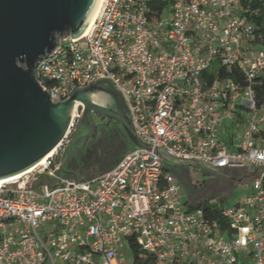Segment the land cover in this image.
<instances>
[{"label":"built area","instance_id":"2783aa9c","mask_svg":"<svg viewBox=\"0 0 264 264\" xmlns=\"http://www.w3.org/2000/svg\"><path fill=\"white\" fill-rule=\"evenodd\" d=\"M241 1L101 0L87 32L59 39L36 76L51 101L108 79L143 142L211 166L264 167V50L250 47L264 33ZM79 106L52 155L0 184V264H126L125 240L132 264H264V168L243 203L213 207L189 203L145 148L77 183L58 178Z\"/></svg>","mask_w":264,"mask_h":264},{"label":"water","instance_id":"95a60500","mask_svg":"<svg viewBox=\"0 0 264 264\" xmlns=\"http://www.w3.org/2000/svg\"><path fill=\"white\" fill-rule=\"evenodd\" d=\"M99 0H0V179L25 170L66 138L73 111L81 106L79 123L86 132L72 140L62 152L58 178H74L90 164H100L109 150L127 142L121 158L138 148L158 153L164 168L173 173L191 204H202L203 196L226 197L234 183L245 182L259 175L258 166L251 171L245 166H211L196 159L175 157L158 146L143 142L136 134L129 110L119 91L108 79H98L76 88L60 101H51L36 76L37 62L52 53L59 39L82 34ZM93 115L105 118L96 123ZM101 127V128H100ZM100 128V129H99ZM98 132L104 137L103 145L90 147ZM56 150V149H55ZM87 154L85 161L69 166L77 152ZM194 166L214 174L204 188L194 189L188 170ZM185 170L184 185L177 173ZM58 178H53L57 181Z\"/></svg>","mask_w":264,"mask_h":264},{"label":"rangeland","instance_id":"374dc122","mask_svg":"<svg viewBox=\"0 0 264 264\" xmlns=\"http://www.w3.org/2000/svg\"><path fill=\"white\" fill-rule=\"evenodd\" d=\"M240 9V8H239ZM250 47L255 50H264V45H262L259 41L255 43H251ZM76 113H80V106L77 108ZM234 131V130H233ZM68 139V138H67ZM63 150V149H62ZM62 151H59L58 153V164L60 163ZM101 173L98 167L97 162L90 164L80 174L79 178H87L92 175H96ZM189 179L191 182V185L194 189H200L204 188L206 185V180L215 178L214 174H209L208 171H202L201 169H198L194 166H190L188 170ZM180 184V194L188 198L187 192L184 190L181 183ZM253 183L251 180L245 181V182H236L231 187L230 191L226 195V197H210L209 195H204L202 201V204H200L201 207H213L216 205H233L236 203H243L247 196H249L253 192ZM40 233L42 234L43 231L40 229ZM124 243L126 244V249L123 251V257L126 262V264H132L133 258L135 256V253L130 248L129 243L125 240Z\"/></svg>","mask_w":264,"mask_h":264},{"label":"flooded vegetation","instance_id":"af4514ba","mask_svg":"<svg viewBox=\"0 0 264 264\" xmlns=\"http://www.w3.org/2000/svg\"><path fill=\"white\" fill-rule=\"evenodd\" d=\"M80 116H81V110L76 119L75 125L73 129L71 130L70 135L68 136V139L66 140L63 146L62 152L65 150V148L68 146V144L72 140H75L80 134H83L86 132V127L82 125V122L81 124L79 123ZM93 118L95 119L96 123H102L105 120V118L100 115H93ZM103 142H104V137H101L100 133L98 132L96 138L91 142L89 146L95 149L96 147L103 145ZM126 146H127V142L122 139L120 148H118L117 150H109L106 153V155L101 159L100 164H99V169L110 168L118 160L120 155L124 153ZM86 158H88L87 154H85L83 151L77 152L76 155L69 160V166L72 167L76 165L77 163H82L83 161H85ZM177 176L181 179L184 185L188 186L187 181L185 179V170H182L179 173H177ZM191 193H189L188 198L193 200Z\"/></svg>","mask_w":264,"mask_h":264},{"label":"trees","instance_id":"16d2710c","mask_svg":"<svg viewBox=\"0 0 264 264\" xmlns=\"http://www.w3.org/2000/svg\"><path fill=\"white\" fill-rule=\"evenodd\" d=\"M241 9H242V14H244L246 18L257 22L259 27L256 31V37L258 38L257 35L259 33L260 34L264 33V3L261 0H242ZM253 10L256 11V14L253 13ZM262 85H264V82ZM213 214L214 217L221 222V216L218 208L213 209ZM131 249L133 250L134 253L136 252L133 246Z\"/></svg>","mask_w":264,"mask_h":264},{"label":"bare ground","instance_id":"6f19581e","mask_svg":"<svg viewBox=\"0 0 264 264\" xmlns=\"http://www.w3.org/2000/svg\"><path fill=\"white\" fill-rule=\"evenodd\" d=\"M100 1H101V0H99L98 6H97V8L95 9L93 15L91 16V18H90L89 22L87 23L85 29L83 30L82 34L86 33L87 30L89 29V26H90V24H91V22H92V20H93V18H94V16H95V14H96V12H97V9H98V7H99ZM80 35H81V34H80ZM55 149H57V148H55ZM55 149H53L52 151H50L48 154H46L44 157H42L41 159H39L37 162H35V163L32 164L31 166L27 167L25 170L20 171V172L14 174V175L9 176V177H6V178H2V179H0V184L3 183V182H8V181L14 180V179H16V178H19V177H21L24 173H27V172L31 171L33 168H35V167H37L38 165H40L41 163H43L47 157H49L50 155H52V154L55 152Z\"/></svg>","mask_w":264,"mask_h":264}]
</instances>
